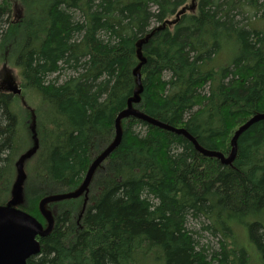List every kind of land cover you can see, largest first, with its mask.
<instances>
[{"label": "trees", "instance_id": "1", "mask_svg": "<svg viewBox=\"0 0 264 264\" xmlns=\"http://www.w3.org/2000/svg\"><path fill=\"white\" fill-rule=\"evenodd\" d=\"M12 6L25 11L13 23L3 19ZM263 23L264 0H3L5 60L18 67L23 93L40 98L18 207L45 223L40 200L80 186L139 89L135 72L134 107L228 156L235 131L264 113ZM16 98L0 91V205L13 197L18 155L34 147ZM121 124L86 204L58 207L28 264L264 261L263 119L240 135L231 164L138 117Z\"/></svg>", "mask_w": 264, "mask_h": 264}, {"label": "water", "instance_id": "2", "mask_svg": "<svg viewBox=\"0 0 264 264\" xmlns=\"http://www.w3.org/2000/svg\"><path fill=\"white\" fill-rule=\"evenodd\" d=\"M145 59H143L144 61ZM137 77V83L139 89L135 92V97L129 100L128 106L122 110L115 120V138L112 143L91 162L84 180L80 186L69 192L50 194L43 197L39 202V209L46 220L44 224L37 217L28 213L27 211L18 207V201L21 192V183L25 177L23 170L24 161L35 154L38 148V139L36 135V115L34 111H31L32 121L30 124V130L33 133L34 147L23 153L18 159L17 177L14 184V192L12 199L4 204L0 205V264H28V260L33 256H38L41 251V245L38 237H45L51 233L56 224V218L48 209V204L55 201H62L67 199L78 198L85 194L86 198L84 203L88 199L89 186L93 179L96 170L101 164L110 156V154L117 148L122 139V120L131 116L138 117L154 125L163 127L178 134H182L187 137L196 147L198 151L207 155L219 158L222 163L231 164L235 159L237 153L238 139L240 135L246 131L253 123L264 120V113H257L253 115L248 121L241 125L231 139V151L228 156L224 155L220 151L209 150L201 146L198 141L185 129L175 128L169 124L163 123L155 118H152L142 112L140 109L133 106V102H139V93L142 91L141 86V74L135 72ZM7 84V86H6ZM4 88L14 95L22 94V87L17 78L13 75H7V80L4 84ZM84 204V205H85Z\"/></svg>", "mask_w": 264, "mask_h": 264}, {"label": "rangeland", "instance_id": "3", "mask_svg": "<svg viewBox=\"0 0 264 264\" xmlns=\"http://www.w3.org/2000/svg\"><path fill=\"white\" fill-rule=\"evenodd\" d=\"M2 1L3 0H0V4L2 3ZM188 5H190V4H188ZM24 13H25L24 7L21 9L20 7L18 8V7L12 6L11 7V11L9 13V16L7 17V15H6V16L3 17V19L8 18L7 19L8 22L10 21L11 23H13V22H16V20L22 18L23 15H24ZM18 15H21V17H19ZM76 16L80 17V13L77 12ZM8 22H7V24L5 26H8ZM263 25H264V23H263ZM21 37H20V39H21ZM10 47L12 48V45L9 44V43H7V42L0 43V81H1L2 78L3 79L6 78L7 75H13V76H15L17 78L18 81L21 82V78H20V75H19V69H18V67L16 65H14L13 63H9L8 61L6 62L5 57H4L5 56L4 55L5 50H8ZM18 98L19 97L16 98L17 101H18ZM19 100H20V103L22 104V106L24 108H29V109L34 108V106H36L40 102V98H39V96L37 94H34V95L30 96L29 94H26L25 95L23 93V95L19 98ZM22 106H21V112L23 114L22 113L21 114L22 115L25 114L26 116L28 115L29 116V117L27 116L28 117V120H30V117L32 116L31 115V111H33V110H29L30 112H28L26 114V111L23 109ZM22 132L23 133L25 132V128L24 127L22 128ZM24 152L25 151L21 152L18 155V157L22 153H24ZM14 179H15V177H14ZM88 194H89V192H88ZM88 194H87V196H88ZM3 196L4 195H1V197H3ZM85 198H86V195L84 194L83 196H81L80 198H78V200H76V199H71L70 200L69 199V200H63V201H59V202H55V203H52L51 202L50 204H48V209L51 211L52 214H56V212L58 211V207H60V206H65V205L66 206H72L73 204H78L77 208H79L81 206V204L84 202ZM194 224H196V223L194 222L193 225ZM200 226H201V224H200ZM198 228H200L199 225H198ZM233 228H234L233 230H236V233L238 234V236H239L240 239H243L247 243L248 242H251L249 240V238H248V233L246 231L247 230V227L240 226L239 224H234ZM205 235L207 236V234H205ZM218 239H219L218 236L215 237V236H212L211 235V237H209L208 241L210 240L213 245H215V246L218 247V244H217ZM203 240H205V239H203ZM251 250H253L252 247H251ZM250 264H264V261L261 260V259L260 260L257 259V261H255L254 259H252L250 261Z\"/></svg>", "mask_w": 264, "mask_h": 264}, {"label": "flooded vegetation", "instance_id": "4", "mask_svg": "<svg viewBox=\"0 0 264 264\" xmlns=\"http://www.w3.org/2000/svg\"><path fill=\"white\" fill-rule=\"evenodd\" d=\"M6 80H7V78L1 79V81H0L1 88H4V84H5Z\"/></svg>", "mask_w": 264, "mask_h": 264}, {"label": "bare ground", "instance_id": "5", "mask_svg": "<svg viewBox=\"0 0 264 264\" xmlns=\"http://www.w3.org/2000/svg\"><path fill=\"white\" fill-rule=\"evenodd\" d=\"M235 134V133H234ZM234 136V135H233Z\"/></svg>", "mask_w": 264, "mask_h": 264}]
</instances>
